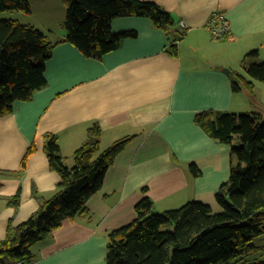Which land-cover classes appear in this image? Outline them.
Segmentation results:
<instances>
[{
  "label": "crops",
  "instance_id": "crops-1",
  "mask_svg": "<svg viewBox=\"0 0 264 264\" xmlns=\"http://www.w3.org/2000/svg\"><path fill=\"white\" fill-rule=\"evenodd\" d=\"M144 1L167 10L174 27L183 31L177 57L165 51L171 34L152 27L143 16L114 18L113 33L136 35L99 59L65 41V30L55 34L50 20L29 23L55 36L50 39L55 44L45 61L47 85L0 116V171L19 172L0 177V240L9 223L21 224L37 210L32 188L44 197L57 188L60 177L49 168L44 152L46 133L56 137L68 167L93 122L102 130L101 148L132 136L107 168L101 188L85 203L92 222L63 220L49 240L33 246L30 264H106L105 233L135 218L142 187L153 201V212L188 201L219 212L215 193L229 179L230 148L197 125L195 115L205 110L264 113L243 88H231V73L241 72L245 61L255 57L246 56L250 51L257 50L254 61L264 59V0ZM215 11L224 13L229 25V35L220 41L206 27ZM253 82L254 91H264V83ZM31 144L35 150L20 170ZM189 163L198 168L197 176L189 172ZM17 191V206L8 205L6 199Z\"/></svg>",
  "mask_w": 264,
  "mask_h": 264
},
{
  "label": "trees",
  "instance_id": "trees-1",
  "mask_svg": "<svg viewBox=\"0 0 264 264\" xmlns=\"http://www.w3.org/2000/svg\"><path fill=\"white\" fill-rule=\"evenodd\" d=\"M65 5L63 28L65 41L84 56L99 59L118 48L123 39L134 37V31L113 33L111 21L119 16L147 17L154 28L171 34L165 51L178 56V40L183 31L174 27L167 10L144 0H61ZM30 13L28 0H0V12ZM52 43L47 35L31 24L16 19H0V116L12 111L16 101H29L33 93L47 85L45 61L51 55ZM257 50L246 56H255ZM248 65V66H247ZM242 72H234V92H254V82L264 83V62H253ZM195 123L213 139L229 145L230 175L215 193L219 212L209 205L188 201L162 212H153V201L145 194L134 206L135 218L105 233L106 264H264L246 262L244 258L257 250L255 237L264 234V113L259 111H200ZM102 130L96 122L86 129V139L73 151V165L68 167L53 134L44 135V152L49 168L60 177L57 188L48 197L35 188L37 210L27 220L12 226L0 240V264L18 261L30 264L35 259L33 246L51 238L63 220L92 217L85 203L103 184L107 168L125 148L132 136H124L101 148ZM31 144L21 169L33 151ZM192 176L199 170L188 164ZM19 172L0 171L1 176ZM17 206L19 191L6 199Z\"/></svg>",
  "mask_w": 264,
  "mask_h": 264
},
{
  "label": "rangeland",
  "instance_id": "rangeland-1",
  "mask_svg": "<svg viewBox=\"0 0 264 264\" xmlns=\"http://www.w3.org/2000/svg\"><path fill=\"white\" fill-rule=\"evenodd\" d=\"M28 2L31 3L30 13H24L22 11H5V12H0V19L12 18V19H16L21 24L36 23L39 19H48L54 25L55 34L61 30L62 31L64 30L62 25H63L64 18H65V5L61 0H29ZM48 37L51 40L55 39V36H52L50 34L48 35ZM215 40L220 41L217 39ZM256 57H257V54L255 55L254 58L247 59L241 71L243 72L244 71L243 69L249 63L264 62V59H258V61H254L255 59H257ZM236 62L239 65L241 61L238 60ZM231 76H234V72L231 73ZM244 93L250 96L248 98L252 105L261 106L262 109H264V105H262L261 102L259 101L260 99L262 102H264V91L259 90L258 92L255 90L253 93H249L247 89H245ZM247 106H248V103H247ZM253 243L254 245H257V250L253 251L248 256H246L244 260L248 263L258 261V260L264 261V234H262L261 236L255 237L253 240ZM234 264H240V261L235 262Z\"/></svg>",
  "mask_w": 264,
  "mask_h": 264
},
{
  "label": "built area",
  "instance_id": "built-area-1",
  "mask_svg": "<svg viewBox=\"0 0 264 264\" xmlns=\"http://www.w3.org/2000/svg\"><path fill=\"white\" fill-rule=\"evenodd\" d=\"M206 27L213 39L221 40L229 35V25L224 13L215 11L211 13L207 20ZM14 264H25V262L18 261Z\"/></svg>",
  "mask_w": 264,
  "mask_h": 264
},
{
  "label": "water",
  "instance_id": "water-1",
  "mask_svg": "<svg viewBox=\"0 0 264 264\" xmlns=\"http://www.w3.org/2000/svg\"><path fill=\"white\" fill-rule=\"evenodd\" d=\"M224 72H225V73H228L227 69H224Z\"/></svg>",
  "mask_w": 264,
  "mask_h": 264
}]
</instances>
